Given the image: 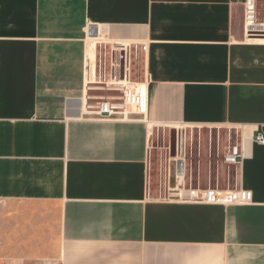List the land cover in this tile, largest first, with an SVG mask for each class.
<instances>
[{
    "label": "crops",
    "instance_id": "obj_1",
    "mask_svg": "<svg viewBox=\"0 0 264 264\" xmlns=\"http://www.w3.org/2000/svg\"><path fill=\"white\" fill-rule=\"evenodd\" d=\"M245 2L0 0V264H264V37ZM124 52L146 118H95L87 85ZM188 127L228 129L242 162L208 188L251 203L198 202L154 159Z\"/></svg>",
    "mask_w": 264,
    "mask_h": 264
},
{
    "label": "built area",
    "instance_id": "obj_2",
    "mask_svg": "<svg viewBox=\"0 0 264 264\" xmlns=\"http://www.w3.org/2000/svg\"><path fill=\"white\" fill-rule=\"evenodd\" d=\"M264 0H246L245 2V26L246 33L249 36H259L264 33V30L259 29L257 22V6ZM264 27V26H262ZM256 34V35H255ZM264 37V35H261ZM137 49L134 53L138 54ZM124 52L123 57L119 56L116 69L111 70L107 79L99 80L96 87L87 85L88 90H95V95L89 97L91 104L88 106L89 115L98 119L109 120H131L132 117L141 119L146 118L148 106V91L147 80L144 84L131 82L128 75L127 56ZM127 55V54H126ZM114 67V66H113ZM115 69V71H114ZM176 132V138L172 139L169 134V157L175 160L174 165V179L180 184L181 189H185L183 181L185 177L186 167V136ZM229 142L225 147V152L222 156V164L226 165L229 169L237 168L242 162V151L237 147L232 136L229 134ZM173 140V141H172ZM254 140L259 143H264V137L261 134H256ZM173 142L174 156L171 155V144ZM209 147L219 153V146H213L210 137ZM230 174H228L229 177ZM174 186L171 187V189ZM170 188L169 191H172ZM189 196L198 202L203 203H223V204H249L252 202V194L242 189L228 190L227 192L218 191L216 189H201L200 187L186 188Z\"/></svg>",
    "mask_w": 264,
    "mask_h": 264
},
{
    "label": "rangeland",
    "instance_id": "obj_3",
    "mask_svg": "<svg viewBox=\"0 0 264 264\" xmlns=\"http://www.w3.org/2000/svg\"><path fill=\"white\" fill-rule=\"evenodd\" d=\"M257 22L264 25V1L257 6ZM261 35H264V33ZM261 35L259 36L261 37ZM179 133L186 136L185 186L187 188L192 186L206 189L213 183L216 185L218 182L223 184L226 176L232 171V169H229L221 162L225 147H227L229 142L230 132L228 129L226 127H188L179 131ZM210 137L213 146L215 145L216 149L219 146V153L214 147L213 149L209 147ZM174 138H176L175 135H173L172 139ZM169 141V134L160 137L157 135L154 141V148H152V156H154L156 161H161L162 167H164V159L169 158ZM161 172L163 173V169Z\"/></svg>",
    "mask_w": 264,
    "mask_h": 264
},
{
    "label": "water",
    "instance_id": "obj_4",
    "mask_svg": "<svg viewBox=\"0 0 264 264\" xmlns=\"http://www.w3.org/2000/svg\"><path fill=\"white\" fill-rule=\"evenodd\" d=\"M170 134H171V136H173V135H172L173 133H170ZM171 146H172V147H171V155H172V156H174V151H173V142H172Z\"/></svg>",
    "mask_w": 264,
    "mask_h": 264
},
{
    "label": "bare ground",
    "instance_id": "obj_5",
    "mask_svg": "<svg viewBox=\"0 0 264 264\" xmlns=\"http://www.w3.org/2000/svg\"><path fill=\"white\" fill-rule=\"evenodd\" d=\"M259 29L264 30V27H259Z\"/></svg>",
    "mask_w": 264,
    "mask_h": 264
}]
</instances>
